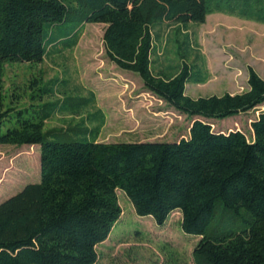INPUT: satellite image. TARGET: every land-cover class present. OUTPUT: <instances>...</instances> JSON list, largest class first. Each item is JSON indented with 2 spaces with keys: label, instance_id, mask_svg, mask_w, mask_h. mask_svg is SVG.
Wrapping results in <instances>:
<instances>
[{
  "label": "trees",
  "instance_id": "1",
  "mask_svg": "<svg viewBox=\"0 0 264 264\" xmlns=\"http://www.w3.org/2000/svg\"><path fill=\"white\" fill-rule=\"evenodd\" d=\"M213 12L264 24V0H0V144L39 149L38 181L0 201V264H95V246L120 215L116 190L157 225L177 210L181 231L198 237L192 264H264V109L249 123L250 138L213 131L208 121L262 104L264 78L247 66L240 92H184L205 74L187 60L185 32L177 35ZM83 23H103L107 59L190 119L186 137L97 141L101 117L90 127L43 130L64 109L43 101L50 88L33 76L5 90L6 64L39 63L52 44L71 47ZM162 23L175 25L174 58L154 66V30ZM59 25L61 35L52 37ZM80 101H93L92 93Z\"/></svg>",
  "mask_w": 264,
  "mask_h": 264
},
{
  "label": "rangeland",
  "instance_id": "2",
  "mask_svg": "<svg viewBox=\"0 0 264 264\" xmlns=\"http://www.w3.org/2000/svg\"><path fill=\"white\" fill-rule=\"evenodd\" d=\"M63 27L53 26L51 36H60ZM103 28V23H83L71 47L52 44L39 63L6 64L2 77L5 90L11 82L24 86L33 76L39 78V87L50 88L43 101L55 102L64 109H55L43 130L70 128L81 121L90 127L101 120L97 141H171L186 137L188 117L145 91L138 76L107 59ZM174 28L169 23L155 27L157 39L150 56L154 66L172 63ZM182 32L187 36V60L205 74L204 81L185 84L184 92L190 97L244 90L247 66L264 78L263 23L213 12L203 23H187L177 35L179 40ZM91 93L93 101H80ZM262 109L264 102L255 109L208 121L213 131L236 129L250 138L249 123ZM90 114L94 115L88 117ZM38 158L37 144H0V201L25 183L38 181ZM116 196L120 215L107 237L95 246V264H192L191 249L198 237L181 231L178 211H172L162 225H157L148 215H136L123 192L116 190Z\"/></svg>",
  "mask_w": 264,
  "mask_h": 264
},
{
  "label": "crops",
  "instance_id": "3",
  "mask_svg": "<svg viewBox=\"0 0 264 264\" xmlns=\"http://www.w3.org/2000/svg\"><path fill=\"white\" fill-rule=\"evenodd\" d=\"M174 211H177V210H174Z\"/></svg>",
  "mask_w": 264,
  "mask_h": 264
}]
</instances>
